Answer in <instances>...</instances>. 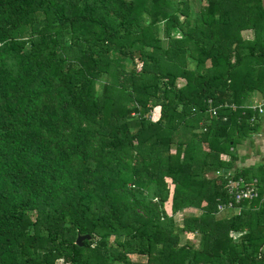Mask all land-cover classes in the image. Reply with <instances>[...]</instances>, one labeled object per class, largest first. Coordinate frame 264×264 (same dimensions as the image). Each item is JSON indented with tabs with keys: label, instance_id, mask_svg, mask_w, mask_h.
I'll return each mask as SVG.
<instances>
[{
	"label": "trees",
	"instance_id": "16d2710c",
	"mask_svg": "<svg viewBox=\"0 0 264 264\" xmlns=\"http://www.w3.org/2000/svg\"><path fill=\"white\" fill-rule=\"evenodd\" d=\"M255 95L264 0H0V264H264L261 195L204 175L263 179Z\"/></svg>",
	"mask_w": 264,
	"mask_h": 264
},
{
	"label": "rangeland",
	"instance_id": "374dc122",
	"mask_svg": "<svg viewBox=\"0 0 264 264\" xmlns=\"http://www.w3.org/2000/svg\"><path fill=\"white\" fill-rule=\"evenodd\" d=\"M196 7V6H195ZM133 31L136 32L138 30V28L136 26H132ZM250 28H245L243 30H241L240 35L246 39H252L254 36V33L249 30ZM174 35L179 36L180 32L175 29L173 32ZM100 81L98 82V86H99ZM254 98L256 100L260 99L258 98L257 95L254 96ZM261 101V100H260ZM150 117L152 120H157L159 117V107L156 106L152 113L150 114ZM251 137V136H250ZM252 138H253V142L250 143L248 139H245L244 141H241L238 144V149L236 150V154L241 153V159H240V163L241 165H249V166H254L255 164L259 163H264V120L261 123L260 128L258 129V131L255 134H252ZM251 139V138H250ZM252 140V139H251ZM239 155H237L238 158ZM224 158L229 159V156H225ZM239 160V158H238ZM258 167V166H257ZM213 172L211 171H206L205 172V176L207 178L212 177ZM166 181L168 182V186H169V197L168 199L165 201L164 203V209L167 212V214L169 216H173L174 220H176L177 222H180L182 220V217L186 214L190 215V214H194L196 213V210L194 208L188 207L185 209H182L181 211L173 214L172 210H171V194L174 188L173 183L171 182L170 177L166 178ZM225 210H217L216 214L218 216H221L225 213ZM232 237L234 239H236L239 235L238 232H232L231 233ZM186 238H191L194 240V242L197 244L199 242L200 239V235L199 234H183L181 236V242H183Z\"/></svg>",
	"mask_w": 264,
	"mask_h": 264
},
{
	"label": "built area",
	"instance_id": "2783aa9c",
	"mask_svg": "<svg viewBox=\"0 0 264 264\" xmlns=\"http://www.w3.org/2000/svg\"><path fill=\"white\" fill-rule=\"evenodd\" d=\"M255 106L258 107L259 112H264V100L258 102L252 107L254 108ZM209 111L213 115L217 114L216 108H209ZM217 175H223L227 192L230 194V199L227 202L218 204V210H226L233 207V201L238 203L242 199H254L259 197L260 195V200L264 201V191L262 194H260V189L264 190V173H262L263 179H260L258 176H253L250 179H247L242 175L234 177L233 172L230 170H218L214 173V176Z\"/></svg>",
	"mask_w": 264,
	"mask_h": 264
},
{
	"label": "crops",
	"instance_id": "0c3cea01",
	"mask_svg": "<svg viewBox=\"0 0 264 264\" xmlns=\"http://www.w3.org/2000/svg\"><path fill=\"white\" fill-rule=\"evenodd\" d=\"M256 101H258V102H260V100H256ZM257 102V103H258ZM253 142V138H252V140H251V143ZM237 155H239L238 156V158H239V160H238V158H236L235 159V166L236 167H238V168H247V169H242V170H246V172H251V173H256V172H258V171H261L262 169H258V164H255L254 166H249V165H247V166H245V165H241V163L239 162L240 161V159H241V153H238ZM219 169H217V170H215V171H211V172H213L212 174V177H215L214 176V173L216 172V171H218ZM230 171H232L233 173H234V170H231V169H229ZM236 171H240L241 169H235ZM219 171H227V170H219ZM262 172L264 173V169L262 170ZM261 201V200H260ZM261 202H263V201H261Z\"/></svg>",
	"mask_w": 264,
	"mask_h": 264
},
{
	"label": "water",
	"instance_id": "95a60500",
	"mask_svg": "<svg viewBox=\"0 0 264 264\" xmlns=\"http://www.w3.org/2000/svg\"><path fill=\"white\" fill-rule=\"evenodd\" d=\"M89 237V235L88 234H79L78 236H77V238H76V243H78V244H81L82 243V240L84 239V238H88Z\"/></svg>",
	"mask_w": 264,
	"mask_h": 264
},
{
	"label": "clouds",
	"instance_id": "9594fccd",
	"mask_svg": "<svg viewBox=\"0 0 264 264\" xmlns=\"http://www.w3.org/2000/svg\"><path fill=\"white\" fill-rule=\"evenodd\" d=\"M209 110V109H208Z\"/></svg>",
	"mask_w": 264,
	"mask_h": 264
}]
</instances>
